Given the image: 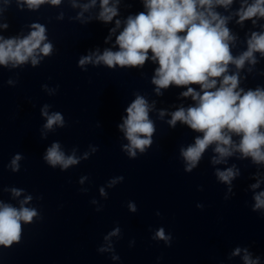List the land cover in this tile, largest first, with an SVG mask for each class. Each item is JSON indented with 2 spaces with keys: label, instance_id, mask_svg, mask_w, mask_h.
<instances>
[{
  "label": "clouds",
  "instance_id": "1",
  "mask_svg": "<svg viewBox=\"0 0 264 264\" xmlns=\"http://www.w3.org/2000/svg\"><path fill=\"white\" fill-rule=\"evenodd\" d=\"M45 2L58 5L61 0H25L30 8H36ZM232 2L233 0H145L147 13L129 16L126 27L116 38L120 50H105L102 55L96 56L95 63L103 62L110 68L115 65L143 66L149 58L150 50L151 59L159 64L152 79L158 94L160 89L171 85H200L202 94L192 87L182 93L183 96H191L198 101L197 106L186 110L180 108L172 113L171 120L168 121L173 127L180 121L192 130L203 133L202 137L195 139L194 145L181 149V155L187 162L186 171L189 172L197 166L204 151L213 143L216 144L214 151L221 158L231 156L233 141L229 133L241 137L235 149L244 157L250 156L255 163L264 162V131L261 130L264 129V89L238 91V75L226 74L229 64L240 69L245 61L256 63L255 52L264 55V33L253 32L247 41L248 50L234 57L229 44L234 37L225 26L226 19L213 11L214 5L228 6ZM92 3L95 4V0ZM108 5L109 0H101L100 18L104 21H111L117 15V9ZM238 15L240 22L256 16L264 17V0H254L247 8L242 7ZM116 24L119 26L120 21L117 20ZM32 28L34 30L23 39L0 37V65L7 66L11 63L15 67L26 63L30 58L31 63L36 65L39 63L38 53L44 56L51 54L52 44L44 43L47 39L45 27L33 24ZM91 60V56L82 57L79 64L83 66ZM221 77L217 88V78ZM47 109L48 105L42 109V115L47 119L44 128L51 130L54 125L63 126V116L59 112L49 114ZM126 112L127 117L118 127L129 141L124 146L125 151L135 158L137 150L144 153L147 146L152 144L151 137L155 127L149 119L148 102L142 96H137ZM87 156L88 153H85L84 158ZM21 159L19 154L14 156L11 161L13 171L19 170L18 162ZM44 160L53 168L59 165L61 169H68L79 163L74 153L66 156L59 143H53L47 149ZM214 162L220 161L214 158ZM216 174L221 181L230 184L238 173L229 168L225 171L218 170ZM118 179L123 180V177ZM116 182L117 180H112L109 187ZM252 187H259V183ZM11 191L14 196L21 194V190L15 188ZM100 191L101 195H106L103 188ZM31 199V196L26 197L20 208L0 202V245L10 246L13 242H18L22 232L21 222L32 223L33 218L37 217L36 209L24 206ZM254 199L255 209L264 208V191L256 194ZM129 209L135 212V204L130 203ZM119 231L116 228L105 239L117 235ZM153 239L163 240L170 246L171 236L165 234L163 227L156 231ZM239 252L238 248L234 255ZM243 259L245 264H258L247 252Z\"/></svg>",
  "mask_w": 264,
  "mask_h": 264
}]
</instances>
